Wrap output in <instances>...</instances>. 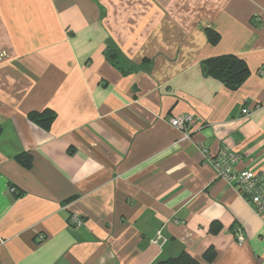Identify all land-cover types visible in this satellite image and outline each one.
<instances>
[{"label": "crops", "instance_id": "0c3cea01", "mask_svg": "<svg viewBox=\"0 0 264 264\" xmlns=\"http://www.w3.org/2000/svg\"><path fill=\"white\" fill-rule=\"evenodd\" d=\"M220 54L246 61L237 88L206 73ZM200 144L264 172V0H0V264H264V209Z\"/></svg>", "mask_w": 264, "mask_h": 264}, {"label": "built area", "instance_id": "2783aa9c", "mask_svg": "<svg viewBox=\"0 0 264 264\" xmlns=\"http://www.w3.org/2000/svg\"><path fill=\"white\" fill-rule=\"evenodd\" d=\"M263 73V70H260ZM243 115H248L250 112L247 108L241 110ZM170 124L188 134L190 128L196 124V118L191 114H183L170 119ZM200 150L204 154V158L212 166L215 176L230 184L239 196L256 212L264 209V172L253 170H236L235 165L241 159L239 153L222 147L215 155L209 156L208 150L202 145H199ZM68 224L70 226L82 225V218L76 214L71 213L68 217ZM235 240L241 244L244 241V236L241 226L237 225L233 228ZM43 235L38 236V240H42ZM165 238L161 234V230L156 232L151 242L161 246L165 242Z\"/></svg>", "mask_w": 264, "mask_h": 264}, {"label": "trees", "instance_id": "16d2710c", "mask_svg": "<svg viewBox=\"0 0 264 264\" xmlns=\"http://www.w3.org/2000/svg\"><path fill=\"white\" fill-rule=\"evenodd\" d=\"M207 38L210 44L214 45L218 42L219 33L212 29H206ZM108 57L115 58L117 50L114 48H107L105 51ZM206 73L216 79L222 81L228 88H237L242 84L248 74V66L246 61L241 56L235 54H220L209 57L203 61ZM27 117L37 125L46 127L53 117V112L49 108L40 111L32 110L27 113ZM15 159L22 165L28 166L29 161L25 155L19 154ZM206 260H210L209 252L204 254ZM155 264H201V262L189 253L182 251L175 257L161 259Z\"/></svg>", "mask_w": 264, "mask_h": 264}]
</instances>
